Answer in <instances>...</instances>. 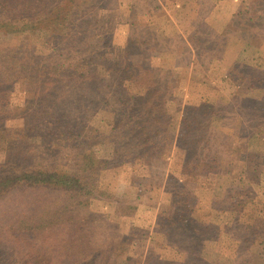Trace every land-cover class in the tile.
Wrapping results in <instances>:
<instances>
[{
  "label": "rangeland",
  "instance_id": "1",
  "mask_svg": "<svg viewBox=\"0 0 264 264\" xmlns=\"http://www.w3.org/2000/svg\"><path fill=\"white\" fill-rule=\"evenodd\" d=\"M61 1L17 0L14 11L47 13ZM224 1L90 0L75 15L68 39L44 37L49 24L42 31L39 24L26 33L0 31V105L9 100L16 110L30 99L25 119L37 129L27 146L9 150L7 132L22 128L24 119L0 114V121L7 118L0 131V177L6 165L38 163L73 173L72 153L60 151L59 139L70 134L79 139L76 152L109 163L97 176L95 194L82 201L43 186L2 194L0 264H264V136L255 130L264 127V102L233 103L252 83L260 81L264 91V0ZM9 17L1 9L0 19ZM61 54V61L54 59ZM66 57L73 64L89 62L85 76L52 66ZM128 63L149 71L137 78L131 70L129 85ZM142 84L159 90L157 103L171 117L163 130L168 138L156 155L149 151L154 158L147 164L121 165L113 159L116 144L143 146L138 127L146 110L127 99V90L136 94ZM34 92H44L42 99L35 100ZM251 95L257 100L260 94L254 89ZM58 127L63 135H55ZM180 135L190 150L183 156L174 146ZM137 152L144 155L147 148ZM180 159L208 179L183 180L177 173L172 179ZM252 175L259 177L256 183ZM178 202L194 209L190 242L167 234L166 220Z\"/></svg>",
  "mask_w": 264,
  "mask_h": 264
},
{
  "label": "trees",
  "instance_id": "2",
  "mask_svg": "<svg viewBox=\"0 0 264 264\" xmlns=\"http://www.w3.org/2000/svg\"><path fill=\"white\" fill-rule=\"evenodd\" d=\"M17 0H3L0 8L4 12H8L10 14L9 18L6 19H0V31L6 32V34H19V33H26L29 30L36 27V25H40L42 28L45 29L46 24L48 25V28H46L44 31V37L54 40V39H60L61 37L64 39H68L72 37L73 35V28L75 26V15L78 14L79 11L85 10L90 5V0H63L60 3H58L51 11L47 13H37V14H24L21 16H16V11L18 6H16L14 3ZM9 7H11L13 10H11ZM0 9V11H1ZM227 11V10H226ZM63 14V18L61 15ZM242 15L239 13V16ZM80 16V15H79ZM78 16V17H79ZM233 19V15L231 17V20ZM60 20H63L61 22ZM228 19V23L219 24L217 25L218 31L225 30L231 21ZM61 22V23H60ZM251 22V21H249ZM54 24L55 26L58 25L57 28L50 29V25ZM12 25V26H11ZM14 26V27H13ZM23 26V27H22ZM92 46L89 45V50ZM65 55H59L55 56L54 59L61 61L62 58H64ZM105 59V58H104ZM119 65V63H118ZM52 66H54L56 69L61 68L65 69L66 67L68 69L72 68L74 72H81L82 76H85L86 72L90 68V63L86 62L85 60L79 61L75 64H73V61L71 59L66 57L65 62H54L52 60ZM124 70L129 72L128 75H130L129 79H127L130 85V81L134 78L132 77L133 73H130L131 70H135L136 73H138L137 78L141 77L144 72H147L149 70L144 69L141 64H135V63H128L124 65ZM77 76V75H76ZM135 79V78H134ZM143 83V82H142ZM244 85L240 84V87L242 88ZM261 82L258 81V84H251L250 86L244 87L245 90L241 91V94L237 99L233 100L234 104H242L247 101H255V106L259 107L261 102H264L262 98L264 97V91L263 94L261 93ZM129 86H125L127 89ZM154 84L151 86H147L146 84L140 85V87H136L138 89L136 94H132L127 90V99H133L135 101H141L143 107L145 108V116H147L146 120L143 121V123L138 127V129L142 132L141 141L143 143L142 145L139 144H133L131 142H121L116 144V148L114 150V156L113 159L116 161L123 160V163L121 165L130 164L131 162H140V164H147L148 161H151L154 158V155L151 154L149 151H154L156 155V149L160 147V142L164 141L168 137H164V133H168V131H163L164 128H167L170 125L171 117L167 116L166 111L157 103L159 99V93L155 90ZM257 89L259 92V99L252 98L251 90ZM43 93L34 92L33 96L35 100L42 99ZM262 94V96H261ZM239 100V101H238ZM39 102V101H38ZM34 104L33 102H30V99H26V104L23 107H14L16 110H11L12 103H10L9 100L5 102V105H0V114H11L14 113L15 119L22 118L24 119V126L19 129H14L15 132H12L8 130V136H6V144L7 149L14 151V147H19L23 145H28L27 143L29 141L30 135L36 132V128L31 123L28 124L26 122L25 116L28 112V106ZM39 104V103H37ZM36 105V104H35ZM3 108V109H2ZM200 106L195 108V111H199ZM256 108V107H254ZM8 111H7V110ZM190 108H188L189 110ZM201 109V108H200ZM243 111V109H242ZM64 114V113H63ZM62 114V115H63ZM12 118V117H11ZM8 118V119H11ZM7 118L1 116L0 121V131L3 130L4 121H6ZM239 120H242V117H239ZM134 122V120H133ZM189 122V115H184L183 123L186 128L188 127ZM251 124L254 125V122ZM264 124V123H263ZM243 123H241V126ZM35 128V129H34ZM58 130L55 131V135L61 134L60 133V127H58ZM67 130V129H66ZM256 134H261L264 136V127H261L260 129L255 128ZM7 131V130H6ZM39 134L40 131L38 130ZM49 133L52 135L51 129H49ZM188 133V132H187ZM63 135V134H61ZM184 136L185 132L183 133ZM43 138L44 135H42ZM64 136V137H63ZM61 136L59 139H61L60 144V151H70L72 153V160L74 162L73 165V173L68 171V169L62 168L59 165L51 166V165H42V163H38L32 167H23L19 165H6L4 166V170H7L5 173L1 174L0 177V196L6 192L9 191V189H12L14 187H23V186H43V187H52V188H59L63 189L64 191H70L72 193V196L75 200L82 201L84 197L87 196H93L95 183L97 182V176L101 171L104 170V168L109 164L103 163L100 161L95 160L94 156L89 153H80L76 152L75 148L78 147L79 139L75 137L74 134H70L69 137H65V135ZM40 137V136H39ZM171 137V134L169 138ZM42 139V137H41ZM53 139L51 140L52 145H59L57 141ZM76 140L77 143H73ZM180 145H176L175 148L176 152L179 153L181 156L184 155V153L187 155L189 149L187 150L186 147L187 142L186 138L183 136H179ZM53 141V142H52ZM205 140L202 139L201 143ZM182 143V144H181ZM199 141L196 142L195 145H198ZM51 145V146H52ZM69 146V147H68ZM55 147V146H54ZM147 148V153L142 155L137 152L138 149H144ZM132 149V150H130ZM26 150V149H25ZM205 150V148L203 149ZM198 152H201L200 147L197 150ZM158 152V151H157ZM176 153V155H177ZM198 156H200L198 154ZM124 160H127L124 161ZM202 160V159H201ZM134 164V163H133ZM201 166V165H200ZM177 169L176 171H172L170 176L172 179H175L174 175L177 173L183 180H185L187 177L190 178V175H193L194 177H202L204 180L208 179L207 172L202 171L201 173L194 172V170L191 171L192 167H187V163L183 162V159H180V165H176ZM174 168V167H173ZM198 168V167H197ZM177 175V176H178ZM251 179L253 182H257L259 177L256 175H252ZM87 181H91L92 183H88ZM180 182V179L178 180ZM187 181H184V183ZM264 182V181H263ZM174 214L173 217L167 219L166 225L168 228V235H184L188 241H192L193 237L196 233L195 225L197 223V219L193 216L194 209L186 210L181 203H177V205H174ZM262 230H264V223L261 227ZM261 228L258 230L260 231ZM257 231V232H258ZM179 232V233H178ZM261 234V233H260ZM264 234V232L262 233ZM264 236V235H262ZM169 246H174L173 243H170Z\"/></svg>",
  "mask_w": 264,
  "mask_h": 264
},
{
  "label": "crops",
  "instance_id": "3",
  "mask_svg": "<svg viewBox=\"0 0 264 264\" xmlns=\"http://www.w3.org/2000/svg\"><path fill=\"white\" fill-rule=\"evenodd\" d=\"M230 0H228V2H229ZM224 2H226V0L224 1ZM228 4V3H227ZM233 13H235V10L233 11ZM232 13V14H233ZM254 24H257L256 22H254ZM182 38L184 39V40H186L187 38H186V36H182ZM187 41V40H186ZM228 55H229V53H228ZM254 134L253 135H251L250 137H248L247 139H249V140H251V139H253L254 138ZM243 140H246V138L245 139H243Z\"/></svg>",
  "mask_w": 264,
  "mask_h": 264
}]
</instances>
